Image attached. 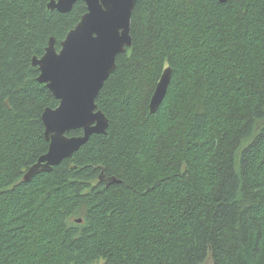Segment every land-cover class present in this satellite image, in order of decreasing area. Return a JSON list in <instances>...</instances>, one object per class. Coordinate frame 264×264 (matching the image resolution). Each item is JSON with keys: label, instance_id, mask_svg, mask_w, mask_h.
Returning a JSON list of instances; mask_svg holds the SVG:
<instances>
[{"label": "trees", "instance_id": "trees-1", "mask_svg": "<svg viewBox=\"0 0 264 264\" xmlns=\"http://www.w3.org/2000/svg\"><path fill=\"white\" fill-rule=\"evenodd\" d=\"M49 1L0 0V264H264V0H137L106 134L25 181L58 105L32 58L86 12Z\"/></svg>", "mask_w": 264, "mask_h": 264}, {"label": "water", "instance_id": "water-1", "mask_svg": "<svg viewBox=\"0 0 264 264\" xmlns=\"http://www.w3.org/2000/svg\"><path fill=\"white\" fill-rule=\"evenodd\" d=\"M78 1L85 3L86 12L67 32L60 48H55V39L50 37L44 54L32 58L39 71L37 80L46 85L58 105L42 112L48 149L25 171V181L72 157L92 134L107 131L108 119L95 101L116 67V56L131 46L130 22L137 0H50L47 7L65 13ZM170 74V68L161 74L150 98L151 112L163 100ZM74 130L82 134L68 135Z\"/></svg>", "mask_w": 264, "mask_h": 264}, {"label": "rangeland", "instance_id": "rangeland-1", "mask_svg": "<svg viewBox=\"0 0 264 264\" xmlns=\"http://www.w3.org/2000/svg\"><path fill=\"white\" fill-rule=\"evenodd\" d=\"M203 264H211L210 260H206Z\"/></svg>", "mask_w": 264, "mask_h": 264}, {"label": "bare ground", "instance_id": "bare-ground-1", "mask_svg": "<svg viewBox=\"0 0 264 264\" xmlns=\"http://www.w3.org/2000/svg\"><path fill=\"white\" fill-rule=\"evenodd\" d=\"M84 3V2H83Z\"/></svg>", "mask_w": 264, "mask_h": 264}]
</instances>
